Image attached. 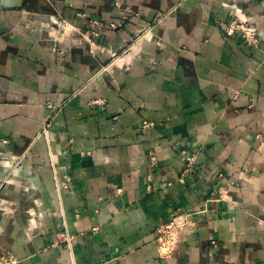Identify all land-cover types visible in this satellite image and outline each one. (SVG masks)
<instances>
[{
	"label": "crops",
	"instance_id": "crops-1",
	"mask_svg": "<svg viewBox=\"0 0 264 264\" xmlns=\"http://www.w3.org/2000/svg\"><path fill=\"white\" fill-rule=\"evenodd\" d=\"M45 1L0 12V258L264 264V0ZM236 16L259 46L225 35ZM178 209L208 212L162 260Z\"/></svg>",
	"mask_w": 264,
	"mask_h": 264
},
{
	"label": "built area",
	"instance_id": "built-area-1",
	"mask_svg": "<svg viewBox=\"0 0 264 264\" xmlns=\"http://www.w3.org/2000/svg\"><path fill=\"white\" fill-rule=\"evenodd\" d=\"M112 27H117V25H112ZM225 35L227 37H234L237 34H240L243 38L244 42L250 46H259L261 43L263 36L258 32L257 28L250 22L249 19L243 17V16H236L232 20L229 21L228 25L226 26ZM140 40H142V37L139 36L137 42L139 43ZM108 68H104V70H107ZM95 104L103 105L101 102H95ZM50 108L53 109H59L61 110L63 107V104H49ZM53 122V119L48 121L46 124H44L43 129L39 135L38 138H49L50 136V129L51 124ZM154 124H152L149 121H145L141 127V132L143 134H146ZM8 141L3 140L2 144H7ZM263 148H264V140H263ZM264 153V151H263ZM181 156L184 158L187 157V160L185 158L188 170L191 169L194 165L197 159L195 154H190L186 149L182 150L180 152ZM194 155V156H192ZM3 163L11 162L10 169H15L21 164V158L16 157H10V158H3ZM54 166V173L57 176V168ZM220 177H223V175H220ZM8 184V179H3L0 182V192L5 188V186ZM224 193L220 194L218 198H216V202H221L225 200ZM208 212L207 209L202 210H176L172 216L170 217V220L164 224H161L158 226L156 232H157V248L159 257L162 260H169L173 257L174 253L176 252L182 237L185 235H188L192 232H194L195 228L198 227V217L203 215L204 213ZM58 238L60 240L59 243H66L69 246L72 245L73 236L69 234V232H61L58 234ZM0 264H18V260L12 256L7 255L2 258H0Z\"/></svg>",
	"mask_w": 264,
	"mask_h": 264
},
{
	"label": "rangeland",
	"instance_id": "rangeland-1",
	"mask_svg": "<svg viewBox=\"0 0 264 264\" xmlns=\"http://www.w3.org/2000/svg\"><path fill=\"white\" fill-rule=\"evenodd\" d=\"M31 6L35 9V12H39V11H46V12H48V10L50 9V8H52L50 5H48L47 3H46V1L45 0H40V1H38V0H32L31 2ZM25 6H27V4H25ZM24 6V7H25ZM24 7H22V8H24ZM21 8V9H22ZM13 10V9H12ZM12 10H4V11H12ZM14 10H18V9H14ZM20 10V9H19ZM50 11V10H49ZM1 12V11H0ZM53 29L54 30H58V31H61L62 33H65V32H68V31H70V30H72L71 29V26L69 25V23L68 22H66V21H64V20H56V21H53ZM108 70L109 69H107V70H104L102 73H106V72H108ZM182 151V150H181ZM180 151V152H181ZM188 151V150H187ZM189 152V151H188ZM190 154H195V156L197 157V159H196V161H198V158H199V155H200V150L198 151V152H189ZM192 156H194V155H192ZM186 158V160H187V157H185ZM185 158L182 156V159H183V161L184 162H186L185 161ZM187 164H188V161H187ZM197 164V162H195L194 163V165H193V167L195 166ZM193 167L191 168V169H189V170H192L193 169ZM188 170V167L186 168V171L188 172L189 171ZM220 194H221V192H220Z\"/></svg>",
	"mask_w": 264,
	"mask_h": 264
},
{
	"label": "water",
	"instance_id": "water-1",
	"mask_svg": "<svg viewBox=\"0 0 264 264\" xmlns=\"http://www.w3.org/2000/svg\"><path fill=\"white\" fill-rule=\"evenodd\" d=\"M32 0H0V11L20 9L29 5Z\"/></svg>",
	"mask_w": 264,
	"mask_h": 264
}]
</instances>
